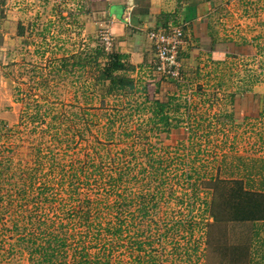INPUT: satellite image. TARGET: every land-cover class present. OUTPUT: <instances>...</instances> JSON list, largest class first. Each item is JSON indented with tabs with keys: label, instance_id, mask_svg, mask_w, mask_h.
I'll list each match as a JSON object with an SVG mask.
<instances>
[{
	"label": "rangeland",
	"instance_id": "374dc122",
	"mask_svg": "<svg viewBox=\"0 0 264 264\" xmlns=\"http://www.w3.org/2000/svg\"><path fill=\"white\" fill-rule=\"evenodd\" d=\"M211 1L220 8L210 17L217 38L246 41L254 54L209 63L195 80L184 75L180 103L190 105L191 116H176L184 135L176 140L154 129L139 94L101 97L96 66L104 57L66 72L79 52L100 45L109 53L105 27L76 33L73 22L49 14L92 11L88 1L35 2L30 9L17 3L33 12L34 30L7 65L17 77L18 104L12 119L0 122V264L31 263V242L42 238L32 234L30 214L64 240L65 264L82 261L83 248L92 264L96 255L101 262L108 256V264H246L247 229L230 220L238 190L264 159V0ZM253 93L263 99L256 117L228 121L232 94Z\"/></svg>",
	"mask_w": 264,
	"mask_h": 264
},
{
	"label": "trees",
	"instance_id": "16d2710c",
	"mask_svg": "<svg viewBox=\"0 0 264 264\" xmlns=\"http://www.w3.org/2000/svg\"><path fill=\"white\" fill-rule=\"evenodd\" d=\"M179 1L181 4L183 2H188V4L192 6L213 3L211 0ZM218 9L220 8L215 6L213 8V14H215ZM208 19H210V17L200 21L198 26L178 20L172 23V25L182 26L185 39L191 44L189 58L184 61V64L182 63L180 70L181 76L178 79L153 75L151 62L146 67H138L140 72L136 77H133L131 74L124 75L122 72L125 71L126 68L131 67V71H134V68L126 62V55L121 54L115 49L109 53H105L100 45L90 52H79L73 56L71 55L73 62L70 65V69L65 70L67 73H74L77 67L86 69L89 66H94L100 58L104 57L105 61L102 68L96 64L97 69L100 71L95 81L97 83V88L103 92L101 97L105 99L111 96L132 95V93L139 94L138 96L144 99L143 104H150L148 105L147 111L152 116L150 117V121L154 129L157 131L162 130L166 137L172 136V140H176L184 136L181 131V121H177V117H184L186 120H189L191 116L189 114L190 105L185 101L183 104L180 103V91L184 88V85H182L184 75H188L194 78V80L197 79L199 74L196 64L199 63L203 56L208 57L209 63L218 66L224 63L228 55L245 56L254 54V47L246 41L236 44L234 41L227 38L219 40L217 38L218 33L216 28L213 26L214 22L211 20L209 22ZM167 24L163 27L167 28L170 25ZM215 48H218V50L215 51ZM205 51L209 53L204 54ZM62 66H68L66 59H63ZM142 72L145 77L141 76ZM262 101L261 95L255 93L247 94L243 98L232 94L230 103L232 104L233 112L226 115L225 118L231 122L238 118L244 119L245 117H249V115L256 117V113L253 110H257ZM261 114L263 113L260 112L258 115L261 116ZM252 169H256L255 177L257 176L258 180L255 183V177L253 178L251 177L252 174H249V178L247 179L248 183L243 186V189L238 190L236 197L238 201L236 204L233 203V209L231 210L234 215L230 222L240 224L247 229L248 235L245 237L246 240L242 242V246L245 247V249L243 250V247H241L244 251L242 262L246 264H264V238L261 239L260 237L261 232L264 231V175L262 174L264 171V159H259V161H257V166H253ZM40 196L41 193L39 194V197ZM203 207L206 210L207 204ZM27 221H30L29 225L30 228H32V234L36 235L40 233V238H42L40 239L41 243L36 242V240L31 242L32 251H30V254L32 256H29L30 264H65L63 255L61 254L65 246L64 240L41 229L40 226L43 223L33 218L32 214L29 215ZM176 224H178V222ZM117 232L121 231L117 229L115 233ZM29 234L30 230L27 231L26 235L29 236ZM109 234L110 231H107V235ZM109 248L108 245H104L99 251H103V256H105L104 251H108ZM138 248L140 249V245ZM257 255L259 260L255 263ZM35 256L34 263L33 258ZM85 257H87V253H84L83 248L81 253L82 261H79L78 264H92ZM96 258L97 260H95L93 264H108L109 262L108 256L105 262H101L98 259V255H96ZM151 261H153V259H151ZM152 264L154 263L152 262Z\"/></svg>",
	"mask_w": 264,
	"mask_h": 264
},
{
	"label": "crops",
	"instance_id": "0c3cea01",
	"mask_svg": "<svg viewBox=\"0 0 264 264\" xmlns=\"http://www.w3.org/2000/svg\"><path fill=\"white\" fill-rule=\"evenodd\" d=\"M19 1L27 2V7L29 8L35 2L50 4L52 0H0V122L12 119L14 107L18 104L13 95V91L17 89V77L12 71L14 69H9L7 65L9 63L13 65L15 60L14 52H18L21 48L18 46L20 39L24 38L25 32L30 33L34 30L31 21L33 12L20 10L17 5ZM86 1L94 8L92 11L83 13L79 11L80 14L77 13L79 15L74 16L72 14L71 17H68L67 13L63 17L60 9H52L53 11H50L49 14L59 17L65 23L73 22L75 25L73 28H76V33H78V30L81 31L83 27L86 31L93 27L98 29L105 27L114 38L115 50L126 55V62L136 67L133 77L138 73V67H146L153 60V47L148 39L150 31L163 28L167 23L172 25L177 20L198 26L200 21L206 20L207 17L213 15V8L216 6L213 3L192 6L188 2L181 4L179 0ZM54 6L53 4L52 8ZM83 8L84 6L82 10ZM210 20L212 21L211 18L208 19L209 22ZM47 26L45 25L44 28ZM82 36L83 33L77 35L78 38ZM63 43H66V41ZM186 45H188L186 57H189L188 53H190L191 44L187 42ZM217 50L218 48H215V51ZM207 53L209 52L205 51L204 54ZM9 55L12 58H9ZM207 60L208 57L203 56L199 63L196 64L198 74L202 72L203 67L210 65Z\"/></svg>",
	"mask_w": 264,
	"mask_h": 264
},
{
	"label": "built area",
	"instance_id": "2783aa9c",
	"mask_svg": "<svg viewBox=\"0 0 264 264\" xmlns=\"http://www.w3.org/2000/svg\"><path fill=\"white\" fill-rule=\"evenodd\" d=\"M102 39L104 49L110 52L113 48V40L108 30H104ZM148 39L153 47L151 61L153 75L180 78V56L182 48L187 43L182 26L154 29L148 33Z\"/></svg>",
	"mask_w": 264,
	"mask_h": 264
}]
</instances>
